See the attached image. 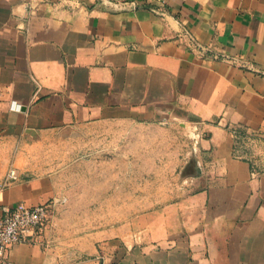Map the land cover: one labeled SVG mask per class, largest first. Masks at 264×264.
I'll return each mask as SVG.
<instances>
[{"label":"crops","instance_id":"obj_1","mask_svg":"<svg viewBox=\"0 0 264 264\" xmlns=\"http://www.w3.org/2000/svg\"><path fill=\"white\" fill-rule=\"evenodd\" d=\"M245 65L264 70V0H0V147L98 127L99 191L135 198L8 264H264V74ZM59 193L24 177L0 206ZM140 193L163 198L139 213Z\"/></svg>","mask_w":264,"mask_h":264},{"label":"rangeland","instance_id":"obj_2","mask_svg":"<svg viewBox=\"0 0 264 264\" xmlns=\"http://www.w3.org/2000/svg\"><path fill=\"white\" fill-rule=\"evenodd\" d=\"M113 150L108 149V154ZM18 152L22 153V167L15 162ZM100 154L104 153L99 146L98 127L65 129L48 133L43 140L30 141L25 146L0 147V189L24 177L57 174L60 193L53 198L56 202L47 230L71 232L70 237H78L97 233L101 228L109 229L116 220L124 222L129 218L130 205L135 198L131 202L129 194L108 192L104 195L99 191L102 183ZM12 170H15L14 179L9 177ZM161 198L163 196L158 194L140 193L138 212L142 213L148 200Z\"/></svg>","mask_w":264,"mask_h":264},{"label":"built area","instance_id":"obj_3","mask_svg":"<svg viewBox=\"0 0 264 264\" xmlns=\"http://www.w3.org/2000/svg\"><path fill=\"white\" fill-rule=\"evenodd\" d=\"M192 49L206 53V50L198 43H193ZM213 57L225 61H237L226 54H215ZM245 66L264 74V70L257 66ZM9 177L12 179L16 178L15 170L9 173ZM9 184L1 188L0 192ZM55 202L53 199L51 202L35 206H29L25 203H18L13 207L0 206V264H8V253L12 246L18 243L34 242L46 232L50 226Z\"/></svg>","mask_w":264,"mask_h":264}]
</instances>
